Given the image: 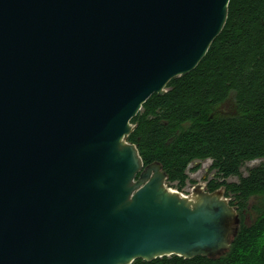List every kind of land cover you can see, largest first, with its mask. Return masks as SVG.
<instances>
[{
    "label": "water",
    "instance_id": "95a60500",
    "mask_svg": "<svg viewBox=\"0 0 264 264\" xmlns=\"http://www.w3.org/2000/svg\"><path fill=\"white\" fill-rule=\"evenodd\" d=\"M230 0H0V264L217 257L224 190L167 185L131 119L194 70Z\"/></svg>",
    "mask_w": 264,
    "mask_h": 264
},
{
    "label": "trees",
    "instance_id": "16d2710c",
    "mask_svg": "<svg viewBox=\"0 0 264 264\" xmlns=\"http://www.w3.org/2000/svg\"><path fill=\"white\" fill-rule=\"evenodd\" d=\"M131 123L127 140L145 166L162 165L169 187L183 189L190 164L211 160L206 190L223 189L241 219L220 256L131 264H264V0H230L226 23L197 67L170 80L164 94H152ZM258 159L243 175L245 163ZM252 199L258 215L245 224Z\"/></svg>",
    "mask_w": 264,
    "mask_h": 264
},
{
    "label": "rangeland",
    "instance_id": "374dc122",
    "mask_svg": "<svg viewBox=\"0 0 264 264\" xmlns=\"http://www.w3.org/2000/svg\"><path fill=\"white\" fill-rule=\"evenodd\" d=\"M260 162L261 160L258 159V160L249 161L245 163V165L241 169L242 174L246 175L250 168L257 166L258 164H260ZM197 165L199 166L197 170L195 171L190 170V168H192L193 166H197ZM188 174H189V180L187 181L183 189L177 190L176 188H172V187L170 188L178 191L180 194H191L194 188H197V187L206 190L208 180L214 177V171L211 170V160L196 161L190 164ZM237 180L238 178L236 177H230L228 179V181H237ZM256 201L257 200L255 199L251 200L249 210L247 211L245 218L243 220L245 224H250L254 220V218L258 215V209H255L254 207H252L254 206V203Z\"/></svg>",
    "mask_w": 264,
    "mask_h": 264
},
{
    "label": "built area",
    "instance_id": "2783aa9c",
    "mask_svg": "<svg viewBox=\"0 0 264 264\" xmlns=\"http://www.w3.org/2000/svg\"><path fill=\"white\" fill-rule=\"evenodd\" d=\"M192 194V193H191ZM191 194H182L183 196H190Z\"/></svg>",
    "mask_w": 264,
    "mask_h": 264
}]
</instances>
